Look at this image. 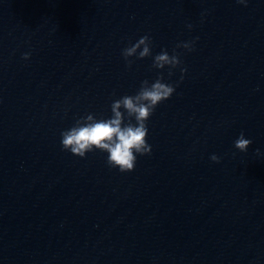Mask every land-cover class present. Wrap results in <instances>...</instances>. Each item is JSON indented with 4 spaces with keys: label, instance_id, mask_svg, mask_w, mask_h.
<instances>
[{
    "label": "clouds",
    "instance_id": "clouds-1",
    "mask_svg": "<svg viewBox=\"0 0 264 264\" xmlns=\"http://www.w3.org/2000/svg\"><path fill=\"white\" fill-rule=\"evenodd\" d=\"M237 2L246 5V0H237ZM151 46L150 36L144 35L134 44L123 49L122 56L127 66L131 67L133 63L129 57L136 56L137 59H144L151 56ZM176 47L188 51L193 50L192 42H183L177 44ZM27 58L28 54H25V59ZM180 64L179 54L175 50L171 55L167 50H162L154 56L152 67L164 69L168 66L169 76H171V70ZM180 71L181 79H183V74L187 72V69L181 68ZM174 92L175 86L165 83L163 74L158 75L152 83L144 80L135 95H125L112 102L110 118L96 119L93 114L89 113L77 119L70 129L62 131V148L81 158L96 150L106 152L109 167L117 168L121 173L131 172L135 168L137 155H150L152 151L147 140V121L156 107L168 100ZM251 144L252 140L246 139L244 133L241 132L234 142V147L240 152H246ZM256 151L259 153V149ZM210 159L216 163L220 160L215 154Z\"/></svg>",
    "mask_w": 264,
    "mask_h": 264
}]
</instances>
